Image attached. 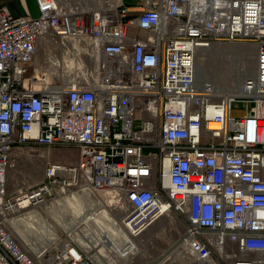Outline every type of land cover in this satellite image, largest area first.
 I'll return each mask as SVG.
<instances>
[{
  "label": "built area",
  "instance_id": "1",
  "mask_svg": "<svg viewBox=\"0 0 264 264\" xmlns=\"http://www.w3.org/2000/svg\"><path fill=\"white\" fill-rule=\"evenodd\" d=\"M35 1L37 17L0 6V264H97L98 223L58 220L74 194L132 238L174 215L182 250L264 264V0ZM217 43L256 46L254 75L228 98L197 84L198 54ZM36 146L74 147L77 161L47 158L38 184L9 195L14 151ZM54 203L56 239L23 245L14 221ZM109 253L103 264H133Z\"/></svg>",
  "mask_w": 264,
  "mask_h": 264
},
{
  "label": "rangeland",
  "instance_id": "2",
  "mask_svg": "<svg viewBox=\"0 0 264 264\" xmlns=\"http://www.w3.org/2000/svg\"><path fill=\"white\" fill-rule=\"evenodd\" d=\"M98 1L100 0H87V4L93 8ZM255 61L256 46L253 43H217L198 54V65L204 66L207 70L202 75L206 80L205 84L214 85L216 83L217 85L220 83L222 87L229 90L238 89L237 86L250 77V73L255 69ZM94 69L91 67V71H94ZM238 94L237 92L233 95ZM246 106L247 104L243 102H235L232 114L237 117L244 116L247 113ZM14 154L17 160L16 165L9 169L7 173V187L11 196L22 192L26 187H33L41 181L47 158L53 162L74 163L77 161L78 150L74 147H61L49 151L44 147L36 146L35 148H17ZM69 204L72 207L68 208L71 209L69 212H75L74 215L79 217L80 221L85 219L76 205L72 202H69ZM47 216L51 221L52 216L48 214ZM51 223L54 226L52 221ZM17 227H21L22 232L30 234L26 225L22 226V223H19L15 225L16 229ZM184 229L185 222L177 217H164L158 220L138 237L140 248L142 247L141 253H137V257L128 259L133 264H156L160 262L167 256V250L178 242ZM13 234L23 245H26V242L17 234V230L13 231ZM179 246L180 244H177L174 251V253L179 251L175 253L177 260H172V262L167 260L166 264H217L216 259L214 260L208 256L207 252L198 251L194 245L190 247L192 248L190 250H182ZM187 251H190L191 254L186 253ZM115 254L119 255L118 253ZM109 255V248L103 244L97 245L92 252L97 264H99L96 261L97 259H101L105 263Z\"/></svg>",
  "mask_w": 264,
  "mask_h": 264
},
{
  "label": "bare ground",
  "instance_id": "3",
  "mask_svg": "<svg viewBox=\"0 0 264 264\" xmlns=\"http://www.w3.org/2000/svg\"><path fill=\"white\" fill-rule=\"evenodd\" d=\"M254 73H255V69L254 71H252V73H250V77H252ZM205 81L206 80L202 76H199V65H197V84H199L202 87V85L205 84ZM242 84L237 86L238 89L232 88L233 90H229L227 88L222 87L220 83L217 85L215 83L214 85H210V86L213 91L214 97L228 98V97H231L234 93L238 92L240 94L242 92V87H243ZM210 111H213V109H210ZM101 196L105 197L106 201L108 200L107 195L105 193H103V195ZM82 198L83 199L80 200L78 195L74 194L73 198L72 197L66 198L67 199L66 202L64 200L62 202H59L60 204L65 202L67 205V207H64L65 208L64 215L61 216L60 218H58V204L56 203L49 204L46 211H44L42 219L36 218L37 216L33 214V215H30V217L27 219L23 218L22 220L14 221L11 228L13 229L14 232L15 230H17V234L22 238V240L25 241L26 244L29 245L32 249L37 251V247H39L40 245H48L49 240L53 238L56 239V237L58 236L57 232L52 233V227L54 228V226L52 225L49 218L44 216L46 213L48 215H51L52 218L57 217L58 220H63L61 224L64 228H66L67 232H69L70 229H74L81 222L79 220V217L74 215L75 212L74 213L69 212L71 210V209H68L69 207H71V204H69V202H72L74 205L77 206L78 211L85 218L83 220H94L99 225V229L97 232H95V234L93 233L88 234V238L90 237L91 242H94L95 244L101 240L102 244L105 245L107 248H109V250L113 252L120 253L124 257H127V258L137 257V253L138 254L141 253L140 251L142 248V247L140 248V242H138L139 236L137 238H132L123 227H119L117 229V227L114 225V222H113L114 219L106 205L104 206L101 205V207L98 210H96V212H93L92 209L94 208L91 207L92 205L95 204L93 200L89 199L87 196L82 197ZM59 200L61 201V199ZM168 217H176V216L170 215ZM19 223H22V226L26 225L27 228H29L30 234L22 232L21 227H17L16 229L15 225ZM39 242H43V244H38ZM190 247L188 248V250L192 249ZM176 248H177V245H174L170 249H168L167 256H165L160 262L156 264H166L167 260H169V262H172V260L176 261L177 256H175V253L179 252V251H176L174 253ZM179 248H183V244H180ZM195 249H197L198 251L202 250L203 252H206L204 249H201L200 247L195 246ZM96 261L99 264L104 263V261H102L101 259H97Z\"/></svg>",
  "mask_w": 264,
  "mask_h": 264
},
{
  "label": "crops",
  "instance_id": "4",
  "mask_svg": "<svg viewBox=\"0 0 264 264\" xmlns=\"http://www.w3.org/2000/svg\"><path fill=\"white\" fill-rule=\"evenodd\" d=\"M129 5L135 4L137 0H125ZM0 6L7 7L13 15L38 16V7L35 0H0ZM132 14H137V7H132Z\"/></svg>",
  "mask_w": 264,
  "mask_h": 264
},
{
  "label": "water",
  "instance_id": "5",
  "mask_svg": "<svg viewBox=\"0 0 264 264\" xmlns=\"http://www.w3.org/2000/svg\"><path fill=\"white\" fill-rule=\"evenodd\" d=\"M206 71L207 70L204 66H199V76H202Z\"/></svg>",
  "mask_w": 264,
  "mask_h": 264
}]
</instances>
